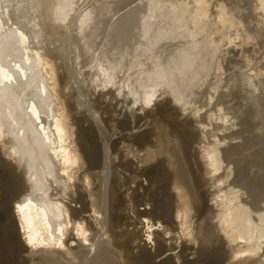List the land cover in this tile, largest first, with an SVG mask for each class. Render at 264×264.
Here are the masks:
<instances>
[{
  "label": "bare ground",
  "instance_id": "6f19581e",
  "mask_svg": "<svg viewBox=\"0 0 264 264\" xmlns=\"http://www.w3.org/2000/svg\"><path fill=\"white\" fill-rule=\"evenodd\" d=\"M87 1L0 0V264H264V0Z\"/></svg>",
  "mask_w": 264,
  "mask_h": 264
},
{
  "label": "rangeland",
  "instance_id": "374dc122",
  "mask_svg": "<svg viewBox=\"0 0 264 264\" xmlns=\"http://www.w3.org/2000/svg\"><path fill=\"white\" fill-rule=\"evenodd\" d=\"M87 5H96L95 0H88ZM138 2L135 0H116L114 3L111 4L112 11L108 13L107 15L103 16L100 24H98V31L96 32L97 35H99V39L97 40V43L100 45L107 42V48L110 49L112 46L116 45L117 48H120L125 43H129V39H123L120 40L121 42L116 43L114 34H113V27L117 25V21L119 18L124 14H130L131 12H137ZM25 7V3H24ZM19 12L20 15L23 16V21L28 22L32 18L29 16L30 11H27L26 8H24ZM27 11V12H26ZM247 13V11H246ZM23 14H26L28 17L24 16ZM250 19H248L249 21ZM113 30V31H112ZM41 38L44 40L47 38L46 34L41 32ZM116 43V44H115ZM256 48L263 49V39H259L257 41ZM229 72L227 71V75ZM264 95V91L262 93V96ZM261 96V97H262ZM246 102H243L241 100V97L239 94L229 95L226 97L225 104H223L226 109L230 113H232L235 116V122L240 123V121L248 114L249 112V104H245ZM261 103V102H260ZM263 103V102H262ZM261 113L258 115V117H254L253 119L245 120L243 124H239L237 128H235L233 131H228L229 133L233 134L237 131L239 128V131L241 134L237 135L236 141L242 142L246 141L247 139H253V143L250 144L246 150H244L240 155L236 157V160L241 161L244 160V163L247 164L248 161L254 163L255 165L253 168L248 172L247 181H243L240 186L242 188V192H245L246 199L252 200V197H256L260 201H264V184L257 186H252L250 183L252 180H256V178L259 175H264V165L262 162H264V105L261 104ZM118 135V134H117ZM120 135V134H119ZM116 136H114L115 138ZM252 159V160H248ZM234 176V174H233ZM232 176V177H233ZM145 184V182H144ZM260 184V183H259ZM256 188V189H254ZM253 192V193H252Z\"/></svg>",
  "mask_w": 264,
  "mask_h": 264
}]
</instances>
